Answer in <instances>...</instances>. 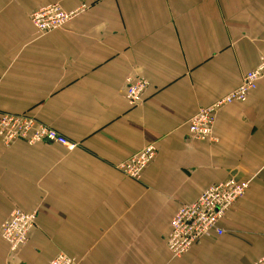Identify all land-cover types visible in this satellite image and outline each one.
<instances>
[{
	"label": "crops",
	"instance_id": "crops-1",
	"mask_svg": "<svg viewBox=\"0 0 264 264\" xmlns=\"http://www.w3.org/2000/svg\"><path fill=\"white\" fill-rule=\"evenodd\" d=\"M88 10L42 36L33 11ZM264 54V0H0V115L30 114L77 148L0 144V227L37 211L16 255L0 264H255L264 256V78L224 107L216 142L191 140L189 120L237 89ZM150 83L131 107L127 79ZM155 144L139 181L116 166ZM230 179L250 188L222 236L181 258L167 248L173 216Z\"/></svg>",
	"mask_w": 264,
	"mask_h": 264
},
{
	"label": "built area",
	"instance_id": "built-area-1",
	"mask_svg": "<svg viewBox=\"0 0 264 264\" xmlns=\"http://www.w3.org/2000/svg\"><path fill=\"white\" fill-rule=\"evenodd\" d=\"M88 10L82 5L66 11L59 3L41 7L32 12L30 20L39 35L45 36L65 28L75 18ZM264 78V54L256 68L248 72L242 84L207 108L199 110L188 122L191 140L216 142L214 129L219 112L234 103L247 102L250 94L258 88ZM150 83L143 77L127 79L126 98L131 107L143 104ZM17 142L29 146L38 144L60 145L74 150L77 144L70 142L57 130L47 126L30 114L5 112L0 115V144L9 148ZM158 154L155 144H148L143 150L118 164L116 169L125 177L139 181L145 170ZM250 181L230 179L206 189L199 198L184 204L173 216L170 232L166 239L172 257L185 256L194 245L204 238L222 236L221 222L230 209L242 199L250 188ZM38 212L15 209L0 227V237L8 245L12 255L18 254L29 242L37 227ZM49 264H78L75 258L60 253ZM255 264H264V256Z\"/></svg>",
	"mask_w": 264,
	"mask_h": 264
},
{
	"label": "trees",
	"instance_id": "trees-1",
	"mask_svg": "<svg viewBox=\"0 0 264 264\" xmlns=\"http://www.w3.org/2000/svg\"><path fill=\"white\" fill-rule=\"evenodd\" d=\"M28 114V113H27Z\"/></svg>",
	"mask_w": 264,
	"mask_h": 264
}]
</instances>
